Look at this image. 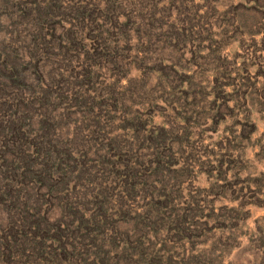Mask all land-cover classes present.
I'll list each match as a JSON object with an SVG mask.
<instances>
[{"label": "rangeland", "instance_id": "rangeland-1", "mask_svg": "<svg viewBox=\"0 0 264 264\" xmlns=\"http://www.w3.org/2000/svg\"><path fill=\"white\" fill-rule=\"evenodd\" d=\"M181 1L0 0V116L20 129L0 128V264H37L21 241L32 213L48 242L58 233L56 178L25 167L59 156L54 174L68 153L97 163L105 142L132 148L155 189L133 213L156 211L138 234L108 220L119 249L145 239L109 264H264V0ZM172 12L194 24L185 44L165 32L182 25ZM176 214L189 216L180 234Z\"/></svg>", "mask_w": 264, "mask_h": 264}, {"label": "trees", "instance_id": "trees-1", "mask_svg": "<svg viewBox=\"0 0 264 264\" xmlns=\"http://www.w3.org/2000/svg\"><path fill=\"white\" fill-rule=\"evenodd\" d=\"M154 1L156 3H152L150 7L156 9L159 3L164 0ZM177 1L182 3L181 0H171L172 5L170 8L175 6L174 4ZM79 5L78 8L80 11L81 7ZM51 6L52 4L48 7ZM112 7L116 8L115 6ZM84 15L86 14L84 13ZM172 15L179 18V16L174 15L173 12ZM179 21L180 24H182L180 27L174 23L169 26V30L167 26L165 31L170 36V44H172V41L175 44L181 42L185 44L191 36H194V24L191 22L190 25L188 20L182 21L180 18ZM93 39V41H95V38ZM76 46L77 44L72 43L69 45L66 44V47L63 48H68L67 52L72 50L71 52L74 53ZM1 120L2 117L0 116V128H7V131L11 129H19V127H16V124L12 127L13 122ZM5 136H7V134H5ZM48 143L50 142L48 141ZM117 143H103L104 147L101 148L103 153L97 157V163H94V160L90 157L83 156V158H79L76 155L73 156L68 153L65 157L61 158L58 164L60 168H58L53 174L52 169L55 166V162L59 159V156L51 157L49 155L44 158H38L40 161L36 163V166H27L22 171L24 176L30 175V173L37 174L39 183L40 180H42L43 175L49 176L51 179L50 175L52 174L53 180L56 178V180L53 181V187L55 189L52 192L49 204L50 206L54 205L59 210L60 215L54 222H51L50 218H48V221L52 224V229L54 226L58 228V233H53V236L51 237L52 241L48 242L49 240L45 238V234L50 232V227H47L46 229L43 224V227H41L42 225L40 226V223L42 222H40V219L44 220L45 216L42 218H36L37 213L35 212V214L32 213L34 219L38 220L34 221L35 226L27 222L30 228H35L33 232H30V239H21V241L27 244V247L33 246V254H36L37 252V254L40 255V258H35V260L39 259L38 262H36L37 264H109L108 259L111 258L110 253L112 251H114L117 258H123L122 254L126 253L127 255L132 250L133 252L135 250H140V248L141 250H145L144 247H141L143 240L145 239H141L142 244L137 240H132L130 241V245L128 244L129 247L125 246L124 248L119 249V247H117L119 245V243H117V238H110L118 233L119 236H122V233L115 228H108V220L117 219L119 221H125L126 223L129 222L133 224L131 228L132 231L138 234L141 233L145 227L151 229V224H153L154 221L151 220L145 222L143 220L153 215V212L156 213L152 208H147L145 214L143 212L133 213L134 207L139 206L141 200L146 198V193L151 196L150 193L152 192L154 198L155 189L146 192L148 188L146 181H149V177L145 176L146 171H142L138 162H135L134 158H132L130 154L132 148L124 149L123 145ZM38 145H40V150L46 151L47 154H50L48 150L51 148L47 147V144ZM53 150V153H61L62 150L65 153L68 152V149H63V147H61V149L53 148ZM80 159H82V161ZM35 167L38 169H35ZM12 172H14V175L17 174V168L14 167ZM70 175L72 178H70ZM81 178H83L85 183L77 181ZM17 180L23 183L21 179ZM71 183L74 186L79 185L80 188H74ZM109 190H112L111 193ZM95 198L99 200L94 203L96 206H87L90 199L92 202ZM118 198L119 200H117ZM37 207V212L39 210L41 211V206ZM159 210L160 209H158L160 217H158V221L161 219L163 220V214ZM188 218L189 216L186 215L185 220L182 222L184 226H182L181 221L183 217L181 214H176L173 223L176 224L175 227L178 234L182 233V231L190 225L187 220ZM12 227H14V224L11 225V228ZM28 230L29 228L27 229V232L24 233V236L29 234ZM20 231L25 232V230ZM40 231H43L44 233L40 235ZM109 232H112V235L107 236V233ZM126 232L127 231H125V233ZM16 234H18V232H16ZM32 236L35 237L34 240L31 241ZM37 236L40 237L39 239H41L42 242L36 241ZM105 240L112 244L106 246ZM33 248L37 249V251H34ZM56 250L57 252H60V254H58ZM93 251L95 252V259L91 260ZM155 256L152 255V257ZM118 261L119 259L116 263ZM152 261L156 262L154 259H152Z\"/></svg>", "mask_w": 264, "mask_h": 264}]
</instances>
